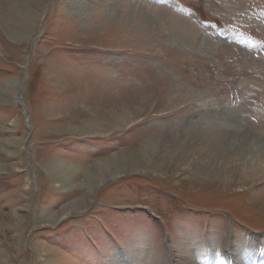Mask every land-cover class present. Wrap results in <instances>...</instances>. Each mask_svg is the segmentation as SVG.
Instances as JSON below:
<instances>
[{
  "label": "rangeland",
  "instance_id": "374dc122",
  "mask_svg": "<svg viewBox=\"0 0 264 264\" xmlns=\"http://www.w3.org/2000/svg\"><path fill=\"white\" fill-rule=\"evenodd\" d=\"M255 243L264 0H0V264Z\"/></svg>",
  "mask_w": 264,
  "mask_h": 264
},
{
  "label": "bare ground",
  "instance_id": "6f19581e",
  "mask_svg": "<svg viewBox=\"0 0 264 264\" xmlns=\"http://www.w3.org/2000/svg\"><path fill=\"white\" fill-rule=\"evenodd\" d=\"M125 160H126V157H125ZM103 174H105V173H103ZM89 175H90V177L92 179H98L100 177V175H101V171L99 169H94V170L90 171ZM49 219L50 220H52V219L54 220L55 217H49ZM216 245L217 244L214 245V248L217 247ZM258 245L259 244L255 243L254 245H252L253 247L242 248L243 249V252H242L243 256H241L242 259H241L240 264H245L246 262H248L250 264H264V255H263L261 261H259V259H260V258H258L259 256L256 255V253L262 252V251L259 250L260 249L259 248L260 245L259 246ZM197 247L202 248V246H197ZM137 249H134V251L137 252V253L134 252L135 254L133 253L134 255L131 256V257L126 256L125 259L127 261L124 260V261H122V263L125 264V263H129L130 262V264H150L148 262V260L146 259L147 256H145L140 251H137ZM239 249H241V248H239ZM237 250H238V248H237ZM205 254L208 255V256H209V254H212L213 257L212 256H209V257L205 256ZM218 254H219L218 252H215V249L211 250V251H208V252L202 251V252H200V254L197 253V255L191 260L187 258L186 264H204L203 262H205V264H216V261L217 262H223L224 264H228L229 263V261L226 258L223 259V257L218 256ZM259 255H260V253H259ZM210 258H212V259H210ZM199 259H204V261L203 262L202 261L201 262H196V260H199Z\"/></svg>",
  "mask_w": 264,
  "mask_h": 264
}]
</instances>
